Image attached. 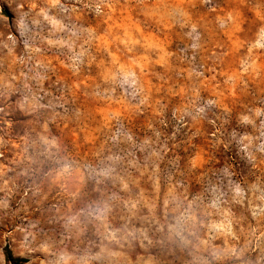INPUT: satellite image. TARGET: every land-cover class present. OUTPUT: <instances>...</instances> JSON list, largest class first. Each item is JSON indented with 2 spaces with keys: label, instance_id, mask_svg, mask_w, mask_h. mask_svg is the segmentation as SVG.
I'll list each match as a JSON object with an SVG mask.
<instances>
[{
  "label": "rangeland",
  "instance_id": "374dc122",
  "mask_svg": "<svg viewBox=\"0 0 264 264\" xmlns=\"http://www.w3.org/2000/svg\"><path fill=\"white\" fill-rule=\"evenodd\" d=\"M264 264V0H0V264Z\"/></svg>",
  "mask_w": 264,
  "mask_h": 264
},
{
  "label": "trees",
  "instance_id": "16d2710c",
  "mask_svg": "<svg viewBox=\"0 0 264 264\" xmlns=\"http://www.w3.org/2000/svg\"><path fill=\"white\" fill-rule=\"evenodd\" d=\"M7 261L11 262V263H15V264H26L28 261L25 259H15L12 256V253L10 252V250L7 251Z\"/></svg>",
  "mask_w": 264,
  "mask_h": 264
}]
</instances>
